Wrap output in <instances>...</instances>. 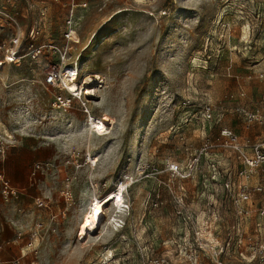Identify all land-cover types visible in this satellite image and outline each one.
<instances>
[{
    "label": "rangeland",
    "instance_id": "rangeland-1",
    "mask_svg": "<svg viewBox=\"0 0 264 264\" xmlns=\"http://www.w3.org/2000/svg\"><path fill=\"white\" fill-rule=\"evenodd\" d=\"M1 8L18 19L24 49L33 27L36 43H63L72 11L78 42L67 63L77 64L79 82L71 85L88 89L91 115L103 129L88 124L78 103L66 112L51 108L58 90L42 85L45 59L3 66L0 175L16 193L7 201L0 193V264H177L187 241L200 247L201 264H212L216 240L236 233L231 200L215 189L243 168L220 131L230 129L248 154L264 143V0H0ZM12 34L5 25L0 41ZM245 111L263 121L248 122ZM206 141L212 148L192 177L168 173L170 163L190 168ZM36 161L54 168L30 176ZM145 163L150 168L142 172ZM249 183L263 190L242 225L240 250L233 241L229 255L219 257L228 264H257L253 249L264 243L257 211L264 167ZM120 185V210L110 201L100 232L79 241L91 197L106 200ZM36 196L46 207H36Z\"/></svg>",
    "mask_w": 264,
    "mask_h": 264
},
{
    "label": "built area",
    "instance_id": "built-area-1",
    "mask_svg": "<svg viewBox=\"0 0 264 264\" xmlns=\"http://www.w3.org/2000/svg\"><path fill=\"white\" fill-rule=\"evenodd\" d=\"M74 23V15L71 11L65 21V29L63 31L64 42L61 44L52 41H42L36 43L39 36V30L35 29V27L31 28L26 34V39L29 43L24 49L22 48L24 32L20 27L18 19L15 15L1 8L0 29H4L5 25L9 26L13 34L8 41H0V70L6 64L19 67L24 60L35 62L40 58L45 59L46 64L43 68L42 85L47 88H55L58 90V93L52 96L50 102L51 108L60 112H66L73 106L74 103H78L80 110L86 115L87 122L90 123L91 121H96L97 119L91 115L88 101L85 98V91L84 93H81L80 91H70L68 88V85L71 84L72 81L74 83L79 82L77 64L74 63L73 65H68L67 63L70 50L72 49V43L75 42ZM205 113L208 118L211 117L209 108L206 109ZM244 116L248 122L258 121L261 123V121H263L262 115L257 112L245 111ZM220 136L223 140V145L235 154V157L243 168L236 171L235 179L237 180L233 179V181H231V177H229V179L227 178L226 180L221 181L222 183L219 184L218 190L215 189V195H219L220 197L225 195L231 200L235 213V221L232 228L236 230V233L235 239L228 237L221 243L216 240V246L211 248L212 264H228L219 257L229 255V249L231 248L233 241L236 243L235 248L240 250L239 246H241L245 238L243 236L244 231L242 229V225L245 223V219L248 216L250 206L253 205L254 197L263 190V186L260 183L251 185L249 183V178L256 170L264 167V143L253 144L250 147V154H248L244 151L246 146L238 141L237 136L230 129L223 128L220 131ZM211 148L212 145L209 142H204L192 158L190 168L183 169L177 163H170L167 168L168 173L180 179H188L192 177L196 164L208 151L211 150ZM90 165L94 166V163L91 162ZM53 168L54 164L50 162L36 161L32 164L30 176H34L39 172H49ZM149 168L150 165L145 163L143 165L142 172L149 170ZM219 171L220 170L213 172L211 175L212 180L217 181ZM65 181L68 182L69 177H65ZM180 188V190H184L182 187ZM116 191L118 190L116 189ZM0 193L5 201L16 193L15 188L11 186L2 175H0ZM62 195L66 201L70 199V193L67 189L62 191ZM182 196H184V194H181L178 198L177 203L179 205H183ZM34 202L38 208H43L47 205L46 201L39 196L34 197ZM258 202V215L264 217V200H259ZM40 228H42V223H36L35 229L38 230ZM31 236L33 239L36 238V232H32ZM184 244H186L184 249H186L187 252H184V256H182L183 259L179 261V263L177 262V264H201L199 260L200 247H194L193 243H190V241H187ZM238 253L242 256L241 251ZM169 255L171 254L165 255V257H168ZM251 257H257V264H264V243L253 249ZM160 263L169 264L170 259L162 258ZM171 264H175V262Z\"/></svg>",
    "mask_w": 264,
    "mask_h": 264
},
{
    "label": "bare ground",
    "instance_id": "bare-ground-1",
    "mask_svg": "<svg viewBox=\"0 0 264 264\" xmlns=\"http://www.w3.org/2000/svg\"><path fill=\"white\" fill-rule=\"evenodd\" d=\"M74 39L76 42H78V40L76 38V33L74 35ZM71 84H73V81ZM71 84L68 85V88L70 89V91H77L75 85H71ZM87 91H88V89L85 90V92H86L85 94L89 93ZM101 104H103L102 100L99 102V105H101ZM103 113H104L105 121H108L111 125H113V123L116 122V119L114 117H112L111 115H109L106 109L103 111ZM92 122H94V123L92 124ZM88 124L92 128L97 129L99 131L101 129H103V123L101 121H99L97 123H96V121H91ZM96 158H97V160H99L101 157L96 156ZM91 160H93V162H94V159L91 158ZM121 187L122 186L120 185L119 188L117 189L118 191H115V192L108 194V196H110V197L106 200L102 199V200L98 201L95 196L91 197L87 207L85 208L84 212L81 214L80 221L78 224L77 233H79V235H78L80 237L79 241H83L89 235L98 234L100 232V226L102 223L100 219L102 218L104 220V217H105L104 208H105V206H107L110 203V201H114L115 204L118 203L119 204L118 211L120 210L121 206L123 205V194H122ZM109 253L110 252H107V255Z\"/></svg>",
    "mask_w": 264,
    "mask_h": 264
},
{
    "label": "crops",
    "instance_id": "crops-1",
    "mask_svg": "<svg viewBox=\"0 0 264 264\" xmlns=\"http://www.w3.org/2000/svg\"><path fill=\"white\" fill-rule=\"evenodd\" d=\"M256 184V183H255ZM254 185V184H253Z\"/></svg>",
    "mask_w": 264,
    "mask_h": 264
}]
</instances>
